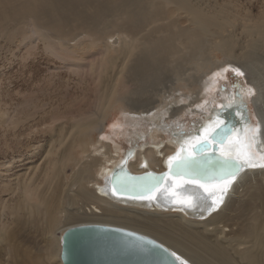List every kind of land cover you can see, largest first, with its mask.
Listing matches in <instances>:
<instances>
[{
	"label": "bare ground",
	"instance_id": "bare-ground-1",
	"mask_svg": "<svg viewBox=\"0 0 264 264\" xmlns=\"http://www.w3.org/2000/svg\"><path fill=\"white\" fill-rule=\"evenodd\" d=\"M211 1L0 0L1 39L15 42L18 38L14 29L19 25L30 26L31 32L23 34L22 44L34 42L37 37L54 54L71 60L73 63L68 66L76 70L83 68L84 62L74 60V55L98 47V53L86 65L91 73L86 76L96 84L98 109L80 119L63 120L58 126V118L53 115V128H58V132L52 131L47 158L53 157L47 159L44 168L51 173L46 178L53 189L47 194L38 185L31 192L26 190L25 183L19 184V197L32 195L31 206L47 214L48 264H63L62 236L56 234L57 230L63 235L68 227L85 223L143 233L167 245L188 264H264V167H248L223 195V204L212 212L206 205L200 206L203 204L200 194H207L195 187L187 186L179 191L184 200L191 199L193 207L177 203L178 198L174 203L173 196H166L167 193L153 200L118 198L107 187L110 173L128 151L132 153L128 167L133 172L166 168L169 156L181 141L189 143L197 134L205 136L201 130L210 129V125L218 122L214 115L216 107L228 101L247 105L251 123L245 125L244 136L247 130L259 128L249 151L255 163L264 164V116L258 105L260 87L243 72L241 65L248 68L252 55L264 49V13L246 15L239 22L228 2L218 6ZM236 29L242 32L244 43L237 41ZM112 30L118 32L113 40L117 45L106 40ZM212 52L233 59L237 66H230L243 72L255 88L242 87V98L235 95V88L223 91L224 98L209 107V96L204 94L218 88L211 75L215 72L212 67L225 70L228 63H209ZM186 64L192 66L188 68ZM189 69H195L196 74L201 71V78L190 72L189 77L185 75ZM169 70H176L171 80L168 78L170 81L179 72L176 81H172L175 85L178 82V87L174 83L171 88L167 85L165 75ZM152 87L160 89L159 93ZM157 94L161 100H155ZM193 94L198 102L192 98ZM249 95L253 96L257 110L256 120L248 106ZM189 98L192 99L188 102ZM117 102L123 103L124 112L132 113L127 116L132 126L128 140L134 144L126 151L105 135L106 120ZM187 111L205 114L195 127L186 128L180 118ZM19 118H7L9 131L22 123ZM66 126H69L67 130ZM68 165L74 167V172L67 182L69 199L66 201L64 196L61 203V191L55 193L57 186L66 184ZM12 167L8 161L7 171ZM23 203L22 200L15 204L11 213L20 210ZM0 237L6 240L7 234ZM30 264H37L36 259H31Z\"/></svg>",
	"mask_w": 264,
	"mask_h": 264
},
{
	"label": "rangeland",
	"instance_id": "rangeland-1",
	"mask_svg": "<svg viewBox=\"0 0 264 264\" xmlns=\"http://www.w3.org/2000/svg\"><path fill=\"white\" fill-rule=\"evenodd\" d=\"M211 2L218 6L228 2L227 5H229L230 10L239 22L246 15L260 16L259 14L264 13V0H212ZM238 30H234V33H236L234 35L241 44L244 43L245 38L242 32ZM14 31L18 38L15 42L0 38V236L3 233L7 234L6 240L0 237V264H30L31 259H36L37 264H48L46 241L49 239L50 234L45 228L47 214L44 210H36L35 205L31 206L32 195H27L24 199L19 197L21 193V185L19 184L24 185L25 183L26 190L31 192H34L38 185H42L44 187L43 191L47 194L53 189V185L50 186L46 178L47 174L50 175L51 173L44 171L47 159L53 157L47 158L50 140L53 139L52 131L57 130L56 132H58V128H53L55 127L53 125V115L58 118L56 121L58 126L63 120L72 121L74 117L80 119L98 109L96 84L92 82L90 77L86 76L91 75L88 67H86L87 62L94 59V53H98V47L94 46L88 51H79L78 56L74 55V60L78 58L84 62V67L81 69L86 68L84 71L81 69L76 70L74 66H71V68L68 66L73 63L71 60L66 61L54 54L52 49L47 48L45 42L37 37H35L34 42L32 41L33 44L32 42L27 45L22 44L23 34L31 32L30 26L19 25ZM117 33L116 30H112L107 36L109 39L106 38V40L112 43L117 37ZM115 42L113 44L117 45L118 43ZM251 59L248 68H245L240 62L239 64L245 69L243 72L247 73L260 87L261 96L258 105L259 111L264 116V49L258 50L252 55ZM225 61L228 62L225 68L227 71L219 69L218 66L212 67L215 72L211 75L212 77L214 75L218 88L210 94H207L208 91L204 94L209 96V107L211 105L216 106L224 98L222 88L227 87V91L234 89V82H240L241 88H255L254 83L250 82L245 75H235L232 69L236 68L230 66H237L233 59L225 58L220 52L209 54V63L218 65ZM186 65L187 67L188 65L192 66V64ZM177 70L180 71V69ZM169 71L165 75L166 79L172 78L176 70ZM178 71L175 73L176 76L179 74ZM189 72L201 78L199 76L201 71L196 74L195 69H189L184 74L189 77L190 75L187 74ZM176 76L173 78L175 81ZM169 79L166 82L171 88L174 80L170 81L171 79ZM177 85L175 86L178 87ZM129 87L133 88L135 86L131 87L130 85ZM152 88L159 93L160 89ZM156 90L155 92H157ZM176 94H178V90ZM158 95L153 96L155 100H161ZM252 97V95H249L247 99L248 106L253 117L255 115L254 119L256 120L257 110L253 105ZM192 98L198 102L195 94ZM192 98H189L188 102ZM133 99H137V97ZM211 101H214L213 104ZM153 104H156V102ZM123 106V103L120 102L113 105L110 116L106 120L105 135L108 139L119 143L120 147L126 151L134 142L131 143L128 140L130 138L129 130H132V126L127 120V116H131L132 113L124 112ZM187 112L182 117L180 116L181 122L186 124V128L195 127L194 124L197 121L199 123L201 117L205 114L203 111L199 114L195 113V115L191 111ZM9 117H13V119L22 118V123L15 128L17 130L11 129L9 131L7 129L6 120ZM143 124L139 127L142 128ZM66 127L67 130L69 126ZM94 135V138H96L97 134ZM54 136L56 138L58 135L55 134ZM101 136L105 137L102 134ZM8 161L13 164L9 172L7 171ZM73 172L74 167L68 165L66 167L68 176L66 184L56 188L55 194L61 191V203L64 196L66 201L69 199L67 194L70 187L67 182L71 180L70 177ZM18 200L19 202L24 201L23 207L11 213L13 206L15 204L19 205ZM31 207L32 212L30 211ZM56 234L61 237L62 231L57 230ZM163 245L169 248L167 245Z\"/></svg>",
	"mask_w": 264,
	"mask_h": 264
},
{
	"label": "water",
	"instance_id": "water-1",
	"mask_svg": "<svg viewBox=\"0 0 264 264\" xmlns=\"http://www.w3.org/2000/svg\"><path fill=\"white\" fill-rule=\"evenodd\" d=\"M240 104L237 101L225 102L216 107L214 115L217 117L218 122L215 121L217 123L220 121L226 123L235 119L237 121L235 134L243 137L245 125L248 123L242 121L244 113L240 112L235 117L228 113L220 114L222 107L228 108L229 112H231V109L236 108ZM210 133L211 129H209V133L205 134L208 135L209 139H211ZM197 136L201 137V135L197 134L194 138ZM229 139L232 140V137ZM190 145L191 151L195 152V139H191L189 143L182 140L177 150L169 158L181 153L182 148L188 149ZM204 155L211 156L212 152H205ZM216 155H220V153L217 152ZM131 156L132 153L128 151L124 159L113 169L108 177V190L115 197L133 200H153L137 198L133 191L134 186L142 183V181L133 178L146 177L149 173L153 176H164L163 183L153 193L154 199L160 196L161 193H167L166 196H173V201L175 198H178V201L184 200L179 191L185 190L187 186L199 188L204 192L200 187V184L204 183V181L192 182L188 177L178 178L174 176L168 162L169 158L166 168L161 171L145 170L133 172L128 167V160ZM247 168V163H245L243 171L240 172L235 181ZM178 179H182L185 182L177 187L176 181ZM121 185L127 186V190H120ZM114 192L115 194H113ZM174 194H177V196ZM178 201L177 203H181ZM149 241L154 243H149ZM157 245L163 244L148 235L131 229L99 223L78 224L68 227L62 235L61 259L63 264H165L167 259H174L168 254H160L156 248ZM164 248L168 249L170 253L173 252L166 246ZM175 264H179V261H176Z\"/></svg>",
	"mask_w": 264,
	"mask_h": 264
},
{
	"label": "snow or ice",
	"instance_id": "snow-or-ice-1",
	"mask_svg": "<svg viewBox=\"0 0 264 264\" xmlns=\"http://www.w3.org/2000/svg\"><path fill=\"white\" fill-rule=\"evenodd\" d=\"M232 71L236 76L244 75L238 68L232 69ZM233 87L236 89L235 95L242 98L240 82H234ZM222 90L227 91V87L222 88ZM249 94H251V89H249ZM240 112L244 113L242 121L251 123L246 104L238 105L236 108L231 109V112L228 108L222 107L220 114L228 113L235 117ZM236 126L237 121L235 119L226 123L220 121L215 123L214 126L210 125L211 139L208 138V135L197 136L195 138V152L191 151L190 145L188 149H181L182 154L178 153L176 156L170 157L168 161L174 176L178 178L188 177L192 182L204 181L200 184V187L204 190V193H207V196L203 193L200 194V200L203 202L200 206L206 205L209 212L215 211L223 204V195L227 193L236 177L243 171L245 163L251 168L264 167V164L258 165L252 160L249 151L250 142L259 131V128L247 130L246 135L240 137L235 134ZM201 131L207 134L209 128H203ZM230 137H232V140L229 139ZM205 152H212V155L205 156ZM217 152L220 155H216ZM133 179L142 181L133 188L137 198L154 199L153 193L163 183L164 176H153L149 173L146 177ZM184 182V180L178 179L176 186L178 187ZM120 190H127V186L121 185ZM178 202L185 203L189 207L194 206L191 199L179 200ZM149 243L154 242L149 241ZM156 248L160 254H168L174 258L167 259L165 264H175L176 261H179V264H188L187 260L177 256L174 252L170 253L163 245H157Z\"/></svg>",
	"mask_w": 264,
	"mask_h": 264
}]
</instances>
